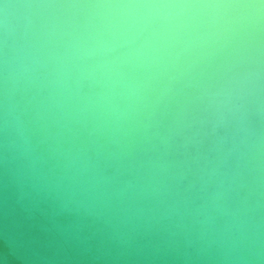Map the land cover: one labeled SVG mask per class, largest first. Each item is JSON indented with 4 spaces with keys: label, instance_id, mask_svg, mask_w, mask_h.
I'll return each mask as SVG.
<instances>
[{
    "label": "water",
    "instance_id": "1",
    "mask_svg": "<svg viewBox=\"0 0 264 264\" xmlns=\"http://www.w3.org/2000/svg\"><path fill=\"white\" fill-rule=\"evenodd\" d=\"M0 264H264V0H0Z\"/></svg>",
    "mask_w": 264,
    "mask_h": 264
}]
</instances>
